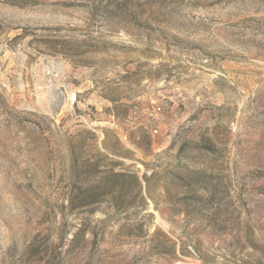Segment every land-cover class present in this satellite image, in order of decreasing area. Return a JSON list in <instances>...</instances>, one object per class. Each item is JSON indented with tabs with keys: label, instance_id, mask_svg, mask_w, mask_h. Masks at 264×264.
Masks as SVG:
<instances>
[{
	"label": "rangeland",
	"instance_id": "374dc122",
	"mask_svg": "<svg viewBox=\"0 0 264 264\" xmlns=\"http://www.w3.org/2000/svg\"><path fill=\"white\" fill-rule=\"evenodd\" d=\"M0 264H264V0H0Z\"/></svg>",
	"mask_w": 264,
	"mask_h": 264
}]
</instances>
